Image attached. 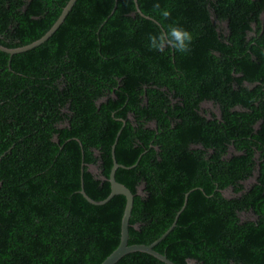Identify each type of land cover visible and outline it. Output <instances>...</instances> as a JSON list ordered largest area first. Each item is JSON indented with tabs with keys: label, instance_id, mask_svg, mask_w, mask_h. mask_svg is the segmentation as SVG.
I'll return each mask as SVG.
<instances>
[{
	"label": "trees",
	"instance_id": "1",
	"mask_svg": "<svg viewBox=\"0 0 264 264\" xmlns=\"http://www.w3.org/2000/svg\"><path fill=\"white\" fill-rule=\"evenodd\" d=\"M68 1L0 0V45L37 41ZM137 3L152 20L133 0H77L42 45L0 51V264H101L116 249L125 198L93 206L80 190L82 176L90 199L109 196L118 132L128 245L175 221L154 247L174 264H264V0ZM168 25L193 33L190 53L149 49Z\"/></svg>",
	"mask_w": 264,
	"mask_h": 264
},
{
	"label": "water",
	"instance_id": "2",
	"mask_svg": "<svg viewBox=\"0 0 264 264\" xmlns=\"http://www.w3.org/2000/svg\"><path fill=\"white\" fill-rule=\"evenodd\" d=\"M76 1L77 0H69L67 2L66 6L63 8L60 16L58 17L56 22L53 24V26L40 39H38L37 41H34L31 44H29V45H26V46H23V47H19V48H14V49H8V48H5V47L0 45V51L5 53V54H8L10 56H13L15 54H20V53L27 52L29 50H32V49L42 45L44 42H46L58 30V28L64 22L66 16L70 12V10L72 9V7L74 6ZM133 2H134V5H135L136 12L139 15H141L143 18L152 20L151 18H149V17H147V16H145V15H143L141 13V11H140V9L138 7L137 0H133ZM157 25H159V24H157ZM122 122H123V120H122ZM119 134H120V132L117 133L116 138H115L114 143H113L112 148H111L112 168H111L109 179H108V182H109V185H110V194H109V196L106 199L102 200V201H94V200L90 199L85 194V192L83 190V178L81 176V190H80V194L83 196V198L89 204H91L93 206H102V205H105L114 196H123L125 198V207H124L123 215H122V219H121V230H120V241H119V244L116 247V249L101 264H116L123 257H125V256H127L129 254H133V253H145V254H148V255L152 256L153 258L163 262L164 264H174L173 262L168 260L166 258V256L156 252L154 250V247L158 243H160L162 240H164L167 237V235L170 233V231L174 229L175 221L169 227V229L158 240H156L152 244H150V245H128L129 219H130V215H131V211H132V207H133V198L134 197H133L132 192L127 187H125L121 183H118L116 181V179H115V173H116L117 169H119V168L128 169V168H126L124 166H121V165L117 164V162H116L114 151H115V146L117 144V140H118ZM186 202H187V194L185 196L184 204H183V207H182L181 211L185 208ZM179 213L176 215V219L178 218Z\"/></svg>",
	"mask_w": 264,
	"mask_h": 264
},
{
	"label": "clouds",
	"instance_id": "3",
	"mask_svg": "<svg viewBox=\"0 0 264 264\" xmlns=\"http://www.w3.org/2000/svg\"><path fill=\"white\" fill-rule=\"evenodd\" d=\"M159 8V5H156ZM170 10H161L160 17L162 21L170 19ZM193 33L179 25H168L166 32L153 34L148 37V47L154 52H163L166 48L172 49L177 53L186 55L191 51L193 44Z\"/></svg>",
	"mask_w": 264,
	"mask_h": 264
},
{
	"label": "rangeland",
	"instance_id": "4",
	"mask_svg": "<svg viewBox=\"0 0 264 264\" xmlns=\"http://www.w3.org/2000/svg\"><path fill=\"white\" fill-rule=\"evenodd\" d=\"M202 109L207 110L209 112H212L213 114H217V110L215 108H213L210 104H204L202 106ZM89 170L94 174L97 175L98 174V169L96 167H92L90 166ZM255 182V179L252 178L251 180H249L248 182L244 183V187L245 189H247L248 187H250L251 185H253V183ZM224 196L225 197H232L233 194L231 191H226L224 192ZM252 216L249 214H243L241 215V220H251Z\"/></svg>",
	"mask_w": 264,
	"mask_h": 264
},
{
	"label": "bare ground",
	"instance_id": "5",
	"mask_svg": "<svg viewBox=\"0 0 264 264\" xmlns=\"http://www.w3.org/2000/svg\"><path fill=\"white\" fill-rule=\"evenodd\" d=\"M75 247V246H74Z\"/></svg>",
	"mask_w": 264,
	"mask_h": 264
}]
</instances>
